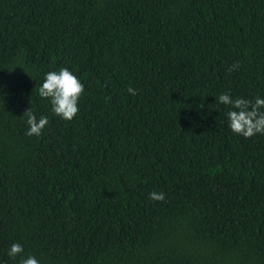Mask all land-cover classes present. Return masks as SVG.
<instances>
[{
	"label": "trees",
	"instance_id": "16d2710c",
	"mask_svg": "<svg viewBox=\"0 0 264 264\" xmlns=\"http://www.w3.org/2000/svg\"><path fill=\"white\" fill-rule=\"evenodd\" d=\"M65 67L71 121L38 95ZM225 92L264 98V0H0V264H264V135Z\"/></svg>",
	"mask_w": 264,
	"mask_h": 264
},
{
	"label": "clouds",
	"instance_id": "9594fccd",
	"mask_svg": "<svg viewBox=\"0 0 264 264\" xmlns=\"http://www.w3.org/2000/svg\"><path fill=\"white\" fill-rule=\"evenodd\" d=\"M240 68V62H234L229 66L228 72L231 73ZM84 84L68 68H60L59 71H49L45 74L43 82L38 89L41 98L48 99L51 104L52 112L63 120L71 121L78 113V101L84 92ZM127 92L133 96L137 90L132 86L127 87ZM110 97L106 98V101ZM217 102L230 105L231 110L227 112L228 127L237 135L244 138H251L256 134L264 135V98L260 96L253 100L237 97L233 99L229 93L220 94ZM27 117L28 130L26 135H41L42 130L48 125V118L41 116L39 119L28 108L24 114ZM163 192H150L149 199L153 201H163ZM23 246L20 243H13L7 255L16 259L19 256L18 264H40L34 255H22Z\"/></svg>",
	"mask_w": 264,
	"mask_h": 264
}]
</instances>
